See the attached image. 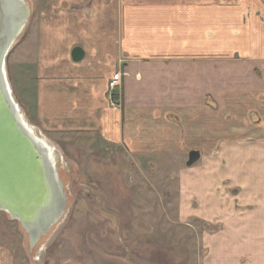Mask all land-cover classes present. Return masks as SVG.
<instances>
[{
    "label": "crops",
    "instance_id": "obj_1",
    "mask_svg": "<svg viewBox=\"0 0 264 264\" xmlns=\"http://www.w3.org/2000/svg\"><path fill=\"white\" fill-rule=\"evenodd\" d=\"M241 1L255 0H37L7 62L19 105L56 144L81 139L115 164L199 152L195 219L229 221L201 234L198 264H264V0ZM1 220L0 264H15Z\"/></svg>",
    "mask_w": 264,
    "mask_h": 264
},
{
    "label": "rangeland",
    "instance_id": "obj_2",
    "mask_svg": "<svg viewBox=\"0 0 264 264\" xmlns=\"http://www.w3.org/2000/svg\"><path fill=\"white\" fill-rule=\"evenodd\" d=\"M30 1L25 30L37 9V0ZM255 1L241 2L253 6ZM8 57V78L17 99ZM55 145L70 196L68 213L48 240L29 254L17 222L0 212L6 231L1 239L15 264H198L201 234L226 226V219L211 226L195 219L194 167L185 166L186 153L159 161L141 157L137 164L125 154L115 164L111 156L87 155L89 147L81 139ZM101 146L103 142L96 140L91 148Z\"/></svg>",
    "mask_w": 264,
    "mask_h": 264
},
{
    "label": "water",
    "instance_id": "obj_3",
    "mask_svg": "<svg viewBox=\"0 0 264 264\" xmlns=\"http://www.w3.org/2000/svg\"><path fill=\"white\" fill-rule=\"evenodd\" d=\"M31 6L30 0H0V212L17 222L29 254L48 240L70 206L60 151L25 117L7 73V56L29 22ZM82 57L74 47L72 60ZM199 158L190 150L185 166Z\"/></svg>",
    "mask_w": 264,
    "mask_h": 264
},
{
    "label": "built area",
    "instance_id": "obj_4",
    "mask_svg": "<svg viewBox=\"0 0 264 264\" xmlns=\"http://www.w3.org/2000/svg\"><path fill=\"white\" fill-rule=\"evenodd\" d=\"M123 75V72H114L107 83L105 99L107 105L113 111H120L122 107V96L120 92V86Z\"/></svg>",
    "mask_w": 264,
    "mask_h": 264
}]
</instances>
